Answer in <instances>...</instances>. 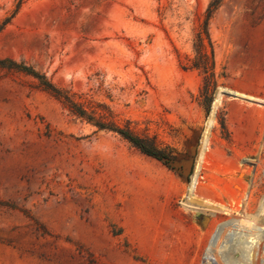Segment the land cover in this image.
Here are the masks:
<instances>
[{"label": "rangeland", "instance_id": "obj_1", "mask_svg": "<svg viewBox=\"0 0 264 264\" xmlns=\"http://www.w3.org/2000/svg\"><path fill=\"white\" fill-rule=\"evenodd\" d=\"M210 1L0 0V59L176 156L167 168L0 70V264H264V0L210 18L226 77L206 113L180 64Z\"/></svg>", "mask_w": 264, "mask_h": 264}, {"label": "trees", "instance_id": "obj_2", "mask_svg": "<svg viewBox=\"0 0 264 264\" xmlns=\"http://www.w3.org/2000/svg\"><path fill=\"white\" fill-rule=\"evenodd\" d=\"M24 1L17 0L16 11ZM222 1L211 0L209 2L205 10V18L193 39V56L191 59H187L186 63L180 64L183 70H195L200 74L202 86L198 98H201L200 105L206 113H209L212 97L218 87L219 80L226 77L223 72H216L213 44L208 33V22ZM0 70L11 71L32 78L35 80L34 87L54 98L72 118L94 127L97 131L113 133L143 155L161 162L167 168H173L176 156L171 149L161 147L155 137L141 134L136 129L134 122L120 118L107 104L95 101L87 93L70 92L58 88L44 74H39L24 63H18L11 59H0ZM220 128L226 132L223 119L220 121Z\"/></svg>", "mask_w": 264, "mask_h": 264}, {"label": "bare ground", "instance_id": "obj_3", "mask_svg": "<svg viewBox=\"0 0 264 264\" xmlns=\"http://www.w3.org/2000/svg\"><path fill=\"white\" fill-rule=\"evenodd\" d=\"M256 237H257V235H256ZM253 238H254V237H253ZM257 238H258V237H257ZM257 238H256V239H257ZM252 244H253V243H252Z\"/></svg>", "mask_w": 264, "mask_h": 264}]
</instances>
